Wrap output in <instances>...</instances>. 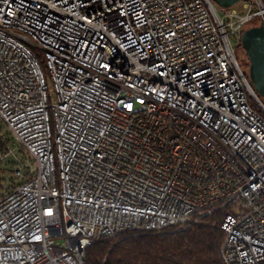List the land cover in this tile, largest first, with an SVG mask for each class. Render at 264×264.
<instances>
[{"label":"built area","instance_id":"2783aa9c","mask_svg":"<svg viewBox=\"0 0 264 264\" xmlns=\"http://www.w3.org/2000/svg\"><path fill=\"white\" fill-rule=\"evenodd\" d=\"M244 8L0 0V119L24 156L0 133V264H86L215 212L224 263L264 264V104L236 57L264 0Z\"/></svg>","mask_w":264,"mask_h":264},{"label":"trees","instance_id":"16d2710c","mask_svg":"<svg viewBox=\"0 0 264 264\" xmlns=\"http://www.w3.org/2000/svg\"><path fill=\"white\" fill-rule=\"evenodd\" d=\"M247 66L243 64L242 68L250 79ZM259 98L264 104V98ZM252 102L262 112L256 101ZM224 217L222 212H215L186 230L128 232L98 240L87 248L86 264H225L222 247L226 233L221 228Z\"/></svg>","mask_w":264,"mask_h":264},{"label":"water","instance_id":"95a60500","mask_svg":"<svg viewBox=\"0 0 264 264\" xmlns=\"http://www.w3.org/2000/svg\"><path fill=\"white\" fill-rule=\"evenodd\" d=\"M220 7L229 8L245 0H214ZM242 45L249 60V77L255 94L264 98V21L247 28L242 34Z\"/></svg>","mask_w":264,"mask_h":264},{"label":"rangeland","instance_id":"374dc122","mask_svg":"<svg viewBox=\"0 0 264 264\" xmlns=\"http://www.w3.org/2000/svg\"><path fill=\"white\" fill-rule=\"evenodd\" d=\"M244 3L245 1H240L239 3L235 4L234 6H232L231 8L235 9L236 11L242 13V12H245L246 9L244 8ZM262 21V18L261 17H255L253 18L247 25V28L249 27H253V26H258L260 25ZM246 28V29H247ZM245 29V28H244ZM245 29V30H246ZM236 57L238 58L239 60V63L241 65L243 64H247L249 66V60H248V56H247V52L246 50L244 49L242 43L239 44L237 47H236ZM247 66V67H248ZM249 68V67H248ZM0 133L2 135H4L6 138L9 139L10 141V145L12 148L15 149V151L17 152L18 156L19 157H23V152L21 150V147L18 143V141H16L13 136L11 135V133L9 132L8 130V127L7 125L0 119ZM6 169H8V171L5 172V175L4 177L8 180V181H11V178H12V173L9 171V169H13V165H10L9 167H7Z\"/></svg>","mask_w":264,"mask_h":264}]
</instances>
